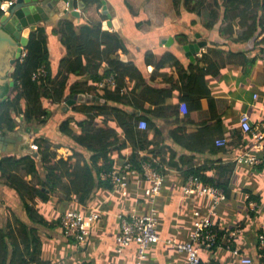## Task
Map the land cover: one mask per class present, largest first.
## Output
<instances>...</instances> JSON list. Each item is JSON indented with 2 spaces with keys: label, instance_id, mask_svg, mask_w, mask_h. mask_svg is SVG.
Wrapping results in <instances>:
<instances>
[{
  "label": "crops",
  "instance_id": "0c3cea01",
  "mask_svg": "<svg viewBox=\"0 0 264 264\" xmlns=\"http://www.w3.org/2000/svg\"><path fill=\"white\" fill-rule=\"evenodd\" d=\"M75 1L76 10H79L78 3L84 4V2L83 0ZM105 1L111 18L103 14V4L100 0V7L98 4L88 6L84 4V9L79 10V17L71 14L62 18L57 17L58 19L53 17L51 24L39 25L36 32L46 43L53 75H57L61 62L68 61L70 58V52L63 42L66 22L71 21L77 27V31L101 23L102 32L116 33L123 40L127 48L126 53L120 50L116 53L121 55V60L132 62L142 73L149 86L155 89L162 88L166 92V97L161 96L160 98L161 100L165 99V102L157 105L145 102L144 108L139 109L136 100V108L116 106L137 117L156 118L154 119L157 124L156 129L149 132V142L155 143V145H151V149H155V151L150 156L160 164L163 174L162 189L154 202H150L144 194L149 183L138 175L131 180L125 192L126 195L115 192L113 188L111 190L102 187L92 194L87 204L80 203L76 199L67 202L63 200L62 195L51 194L50 190L44 189L47 194H50V201L42 203L36 200V204L30 206L50 222L51 228L35 226L40 247L38 261L31 264H138L136 245L121 254L117 252L120 236L118 217L131 214L134 207L137 208L136 212L139 215H144L154 209L159 217L158 235L160 240L151 245L147 260L142 264H186V255L177 252L175 248L168 245L167 240L188 241L190 234L194 231L196 213L202 217H209L213 228L219 234L218 244L202 242L199 246L203 264H239L232 252L223 246V237L236 230H241L234 242L242 254L251 257L253 264H260L258 252L262 249L260 248L262 247L260 236H264V168L238 165L235 160L238 155L252 150L253 147L252 138L243 134L241 130L240 117L243 114L249 115L253 125L264 120V61L258 59L256 64L246 68L238 66L231 59L230 63L222 67L218 76H208L199 82L198 91H211V102L208 98H202L200 101L198 98H192L188 102H181L179 91L172 89V84L185 85L184 76L180 75L179 69L167 66L159 70V73L155 74L152 79L155 64H146V54L151 52L155 60L159 56L171 53L180 60L184 68H187L191 62L196 60L195 58L194 61H191L185 55L183 46L188 43L200 40L207 42L206 48L201 51L198 58L209 48H212V42L221 45L218 49L225 51L244 49L242 46L220 39L223 35L220 31L223 32L225 26L221 27L220 31L217 27L212 30L206 28V24L213 22L215 18L219 23L223 21V9H218L217 16L212 14L208 9V3H212L213 8L217 10L216 1H207L204 6L199 5L197 11L191 10L190 3L188 1L186 3L185 0H179L177 5L173 0ZM191 6H194V2L191 3ZM110 22L112 26L108 25ZM238 29V27L235 28L234 37L239 33ZM196 34H199L201 38L197 39ZM186 36L189 40L183 43ZM106 41L108 39L103 38L102 43ZM224 44L225 46H223ZM250 56L254 57L255 55ZM211 57H214L212 53ZM221 63H227L226 56L223 57ZM105 65L106 63L103 62L98 71L99 74H103ZM63 71L64 66L62 73ZM111 76H115V74ZM60 79L58 77L57 81ZM76 81L83 82L82 87L86 90L71 95H91L88 89L91 86L90 77L85 79L71 75L68 83L72 85ZM100 82L94 84L100 96L104 95L107 89H115L111 87L99 88ZM127 85L128 88L131 87L129 81H127ZM127 87L122 89L127 92ZM170 90H174V92L173 95L168 96L167 93ZM68 96L70 93L69 90H66V97L61 105L54 104L49 100L43 102L50 116L47 124L20 125L15 131L18 136L25 137L29 147L35 144L36 138L46 139L56 153V161L61 159L67 161L74 156L76 151L85 152L59 132V125L67 118H73L76 121L87 119L88 116L75 112L74 106L97 103L77 102L67 109L64 104ZM100 102L104 103V100ZM197 103L200 108L190 110ZM173 104L180 107L179 114L180 121H182L180 123L175 122L174 119H172V123L171 120H167V118H171V114L166 106ZM148 110H151L150 114L147 112ZM159 116L166 120L158 119ZM204 123L208 124L207 130H205L206 142L214 151L198 154L181 149L172 142L170 132L173 130L177 129L175 133L183 132L184 136L192 137L199 133ZM106 126L120 132L114 118L104 114L98 117L94 128L99 129ZM27 129H30L29 134ZM74 131L77 134L80 133L78 129H74ZM221 138H226L229 141L227 147L218 148L215 146L216 140ZM34 153L37 154V149L34 150ZM129 153L130 150H126L125 155L128 157ZM156 153L157 157H154ZM22 154L25 153H13L17 156ZM140 154L144 157L147 152L142 151ZM86 157L89 158L88 155ZM73 158L75 159V157ZM182 161L191 162V164L187 163L189 166L202 168L201 173L214 182L225 183L226 198L220 199L221 201L214 207V201L206 195L185 194L184 186L190 177L185 178L184 172L189 167L186 163L183 165ZM31 180L29 178V183ZM252 202L258 205L253 210L251 209ZM70 210L85 213L97 211L99 213L100 218L92 230L89 242L85 245L70 241L62 234L60 220L63 214ZM15 217L31 226L17 194L0 185V228L6 227L9 221L13 222ZM56 220H59L58 225L55 224Z\"/></svg>",
  "mask_w": 264,
  "mask_h": 264
},
{
  "label": "trees",
  "instance_id": "16d2710c",
  "mask_svg": "<svg viewBox=\"0 0 264 264\" xmlns=\"http://www.w3.org/2000/svg\"><path fill=\"white\" fill-rule=\"evenodd\" d=\"M6 1L13 0H0V3ZM173 1L176 5L179 2V0ZM185 1L190 3L191 10L197 11L198 6H204L208 0ZM210 1H216L215 4L218 5L215 10L212 3H208V9L213 15L217 16L218 9H223V21L219 23L215 18L213 22L206 24V28L212 30L217 27L220 31L221 27L225 26L224 33L220 31L223 34L220 39L230 41L244 49L225 51L218 49L221 45L212 42V48H209L200 58L196 57V60L191 62L187 68H184L180 60L171 53L159 56L155 60L151 52L146 54V64H155L152 79L155 74L159 73V70L167 66L179 69L180 75L184 76L185 85L172 84V89L179 91L181 102H188L192 98H198V101L208 98L211 102V91H198L199 82L208 76H218L222 67L230 63L231 59L238 66L246 68L256 64L258 59L264 61V0ZM83 2L87 6L95 4L101 6L100 0H83ZM193 2L194 6H191ZM3 14L0 7V18ZM236 27L239 28V33L234 37ZM103 38H107L108 41L102 43ZM188 40L186 36L183 43ZM63 42L70 52V58L68 61L63 60L58 74L53 75L46 43L39 37L38 32H33L30 35L25 57L16 64L15 72L11 75L15 86L11 88L7 84L0 95V132L2 134L14 133L20 125L47 124L50 116L49 111L44 107V101L49 100L54 104L61 105L66 97V90H69L70 95L86 90L82 87L83 82L76 81L69 85L71 75L85 79L90 77L89 93L94 97L101 98L104 103L74 106L75 112L88 116L87 119L76 121L73 118H67L59 125V132L85 151L81 153L76 151L73 156L75 159L72 157L67 161L63 159L56 161V153L43 138L35 139L34 145L37 154L25 153L19 156L5 154L0 158V185L17 194L31 224V226L27 225L15 217L13 222L9 221L6 227L0 228V264H31L38 261L40 242L36 236L35 226L51 228V224L30 205L36 204V200L42 203L50 201V194H47L44 189L50 190L51 194L62 195L63 200L67 202L76 199L80 203L87 204L96 190L102 187L112 190L109 182L101 181L100 173L120 169L127 160L133 164L140 178H144L143 164L145 162H150L162 174L159 162L150 156L154 154L155 149H151V145H155V143L149 142V132L156 129L157 124L154 120L156 118L137 117L116 106L136 108V100L139 109L144 108L146 103L157 105L165 102V99L161 100L160 98L161 96L166 97V92L162 88L155 89L149 86L142 73L132 62L121 60V55L116 53L118 50L126 53L127 48L123 40L116 33L102 32L101 23L77 31V27L71 21H67ZM211 53L214 57H211ZM252 54L255 56L251 57ZM224 56H226V64L221 63ZM103 62L106 63V67L103 74H99L98 71ZM40 67L46 68L47 76L42 80L33 81L32 75ZM112 74H115L117 87L107 89L105 94L100 96L94 84ZM58 77L61 78L59 81H57ZM127 81L131 83L130 88L127 87ZM124 87H127L128 90L126 94L122 95L120 91ZM173 92L174 90H170L167 93L168 96L173 95ZM179 108L174 104L166 106L171 114V118L169 117L167 120H171V123L172 119L178 123L182 122L180 121ZM199 108V103H197L190 110ZM150 111L147 112L150 114ZM104 114L114 118L120 132L109 126L94 128L98 117ZM158 119L166 120L162 116H159ZM141 120L147 121L148 128L145 131L138 129V123ZM207 128L208 124L204 123L199 133L192 137L184 136L183 132L175 133L176 129L170 132V137L172 142L181 149L202 154L214 151L206 142L205 130ZM74 129H78L80 133L77 134ZM126 150H130L128 157L125 155ZM142 151L147 152L146 156L140 155ZM87 155L89 158L86 157ZM154 157H157V153ZM185 163L189 167L184 172L186 179L196 176L205 184L213 185L227 192L225 183L214 182L201 173L202 168L189 166L187 164L189 162L182 161L183 165ZM29 178L36 182L31 180L29 183ZM55 222V224H59V220ZM260 250L258 251L260 254L259 263L264 264V249Z\"/></svg>",
  "mask_w": 264,
  "mask_h": 264
},
{
  "label": "built area",
  "instance_id": "2783aa9c",
  "mask_svg": "<svg viewBox=\"0 0 264 264\" xmlns=\"http://www.w3.org/2000/svg\"><path fill=\"white\" fill-rule=\"evenodd\" d=\"M12 4V2H9ZM47 76L45 67H40L32 75L33 81H39ZM116 88V77H105L99 84V88ZM125 89L121 90L124 94ZM142 131L147 130V121L141 120L138 125ZM240 127L245 135L252 138V150L241 153L236 158L238 165L246 167H263L264 168V120L253 125L249 115L243 114L240 117ZM229 141L226 138L216 140L215 146L218 148L227 147ZM34 151L35 145L30 146ZM254 151L255 153H253ZM141 155V154H140ZM142 156V155H141ZM144 180L149 183L144 190L147 200L154 202L156 196L161 192L163 185V176L158 169L150 162L143 164ZM138 171L134 168L129 160L120 168L112 171H102L100 179L102 182H109L115 192L126 195V191L130 185L131 180L138 176ZM140 177V175H139ZM185 194L187 195H206L214 201V207L226 198L225 190L204 184L199 177L191 176L184 186ZM253 203V202H252ZM258 207L256 203L252 204V210ZM137 208H132L131 214L120 215L119 228L120 236L118 239L119 247L117 252L123 253L126 249L136 245V259L138 264H142L147 260L148 250L151 245L160 240L158 235L159 217L157 212L153 209L144 215H139L136 212ZM214 214V212H212ZM196 221L194 223V231L190 234V238L185 242H178L176 240H167L168 245L172 246L177 252L186 255V264H203L200 256L199 246L202 242H207L216 245L219 242V234L213 228L212 221L209 217H202L199 213L195 214ZM100 216L97 211L85 213L78 210H70L63 214L60 220V226L63 236L74 241L79 245H85L89 242L92 236V230L98 222ZM241 233V230L230 232L223 237V246L231 251L236 257L239 264H253L251 257L244 256L240 248L235 244V238ZM262 248L264 246V236H260Z\"/></svg>",
  "mask_w": 264,
  "mask_h": 264
},
{
  "label": "water",
  "instance_id": "95a60500",
  "mask_svg": "<svg viewBox=\"0 0 264 264\" xmlns=\"http://www.w3.org/2000/svg\"><path fill=\"white\" fill-rule=\"evenodd\" d=\"M101 2L103 4V14L111 18L106 1L101 0ZM78 6L79 10L84 9L82 2H79ZM0 7L4 12L0 18L1 95L2 89L7 84L14 88L15 83L11 75L15 72L16 64L25 57V51L30 42V35L38 30L39 25L51 24L53 17L62 18L68 14L79 17L80 11L76 10L75 0H16L12 4H9V2L0 3ZM108 25L112 26L111 22ZM196 38L200 39L201 36L196 34ZM206 46L207 42L200 40L186 44L183 46V50L186 57L194 61ZM85 101L90 103L103 100L91 95H70L66 98L64 105L68 109L77 104V102L83 103ZM27 132L29 134L30 129H27ZM13 153L34 154V151L29 147L25 137L18 136L17 132L10 134H2L0 132V158L5 154Z\"/></svg>",
  "mask_w": 264,
  "mask_h": 264
},
{
  "label": "bare ground",
  "instance_id": "6f19581e",
  "mask_svg": "<svg viewBox=\"0 0 264 264\" xmlns=\"http://www.w3.org/2000/svg\"><path fill=\"white\" fill-rule=\"evenodd\" d=\"M194 17V16H193ZM198 30V29H197ZM246 62V61H245Z\"/></svg>",
  "mask_w": 264,
  "mask_h": 264
},
{
  "label": "rangeland",
  "instance_id": "374dc122",
  "mask_svg": "<svg viewBox=\"0 0 264 264\" xmlns=\"http://www.w3.org/2000/svg\"><path fill=\"white\" fill-rule=\"evenodd\" d=\"M208 1H210V0H208ZM4 205V204H3Z\"/></svg>",
  "mask_w": 264,
  "mask_h": 264
}]
</instances>
